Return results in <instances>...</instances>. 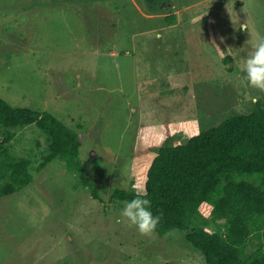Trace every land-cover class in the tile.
<instances>
[{"label": "rangeland", "instance_id": "1", "mask_svg": "<svg viewBox=\"0 0 264 264\" xmlns=\"http://www.w3.org/2000/svg\"><path fill=\"white\" fill-rule=\"evenodd\" d=\"M262 37L264 0H0V96L77 131L105 193L58 159L39 170L48 133L17 129L6 146L34 178L0 197V264H206L179 229L128 227L111 193L141 188L160 146L264 103L243 72Z\"/></svg>", "mask_w": 264, "mask_h": 264}, {"label": "trees", "instance_id": "2", "mask_svg": "<svg viewBox=\"0 0 264 264\" xmlns=\"http://www.w3.org/2000/svg\"><path fill=\"white\" fill-rule=\"evenodd\" d=\"M172 15L169 19H175ZM36 124L48 133L49 151L37 165L54 159L77 173L104 200L97 183H90L80 158L78 132L48 110L14 105L0 96V197L16 192L34 178L31 157L15 156L6 146L17 129ZM141 180L156 231L185 233L206 264H264V103L197 131L186 141H170L143 164ZM136 189L115 188L111 198L131 201ZM215 223L213 229L206 223ZM257 247L250 249L251 242Z\"/></svg>", "mask_w": 264, "mask_h": 264}, {"label": "clouds", "instance_id": "3", "mask_svg": "<svg viewBox=\"0 0 264 264\" xmlns=\"http://www.w3.org/2000/svg\"><path fill=\"white\" fill-rule=\"evenodd\" d=\"M241 28L248 31L246 25H242ZM243 72L244 79L251 88L264 92V37L253 45V51L245 61ZM135 191V197L126 202L121 215L126 219L128 227H135L141 235L151 236L160 222L161 215H153L150 210L151 201L143 198L147 195L143 187Z\"/></svg>", "mask_w": 264, "mask_h": 264}]
</instances>
